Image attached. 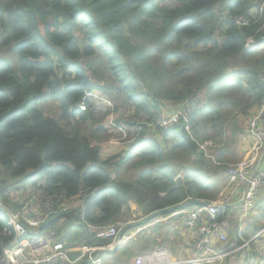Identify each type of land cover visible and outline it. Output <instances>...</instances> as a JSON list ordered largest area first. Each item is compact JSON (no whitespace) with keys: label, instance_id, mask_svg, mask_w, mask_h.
<instances>
[{"label":"trees","instance_id":"obj_1","mask_svg":"<svg viewBox=\"0 0 264 264\" xmlns=\"http://www.w3.org/2000/svg\"><path fill=\"white\" fill-rule=\"evenodd\" d=\"M248 38L264 45V0H0V246L12 238L3 234L8 213L23 205L11 202L10 190H32L27 198L54 205L80 198L73 212L39 229L80 247L108 243L84 223L126 221L130 200L144 217L214 200L235 171L214 172L200 145L221 141L235 107L244 103L243 114L262 94L264 46L246 50ZM86 90L109 97L112 109L99 114L93 100L72 109ZM48 99L58 117L39 108ZM190 104L189 132L182 119L166 130L149 126L174 105ZM112 139L122 140L124 155L102 156ZM256 201L244 241L264 227V195ZM227 211L219 210V223ZM122 230L126 237L133 231ZM148 231L119 244L117 264L129 263L142 242L154 247L157 227ZM260 236L250 241L258 260Z\"/></svg>","mask_w":264,"mask_h":264},{"label":"built area","instance_id":"obj_2","mask_svg":"<svg viewBox=\"0 0 264 264\" xmlns=\"http://www.w3.org/2000/svg\"><path fill=\"white\" fill-rule=\"evenodd\" d=\"M238 21L245 22L242 18ZM261 40L264 41V39ZM260 44L259 41L248 38L244 48L249 51H259ZM260 80L262 82L261 98L255 111L248 117L245 127V134L250 138V147L247 154L238 160L233 168L236 176L235 187L243 190L244 200L239 210L240 217L247 216L251 212L255 206L257 190L264 188V167H259L254 171L264 147V73ZM88 100H93L105 109H112L113 106L109 98L86 90L72 109L85 110ZM177 108L172 114H159L153 122L149 123V126L166 130L182 119L186 122L185 130L189 132L191 125L187 122V114L192 111V105H181ZM125 138L126 134L123 133L122 139ZM117 140L112 139L111 142H117ZM131 141L129 139L125 142ZM202 144L200 148L203 147ZM232 197V194H229L208 201V204L186 209L184 225L197 230V234L192 239L193 252L188 258L174 259L168 249L156 246L145 255L135 256L130 264H221L227 252L215 247L212 238L215 237L221 244L227 240V235L220 230L216 215L219 210L226 208L232 202ZM201 201L206 200L201 199ZM81 204L80 198L57 205L44 200L40 195L26 198L15 214L8 215L3 234L7 237L12 236V238L9 237L8 242L0 246V264H81L79 261L85 262L84 264H101V259L97 254L100 249L111 248L113 244L122 243L128 239L123 237L118 240L119 233L125 226L124 222L118 220L107 225H93L85 222L84 225L94 234L95 238L107 239L110 243L104 246L91 244L84 247L85 249L76 258L69 256L64 243L55 237L52 230L39 232V229L51 218L69 214ZM252 239L232 249V252L242 253L241 264H261L264 260V255L261 260L253 257L250 245Z\"/></svg>","mask_w":264,"mask_h":264},{"label":"crops","instance_id":"obj_3","mask_svg":"<svg viewBox=\"0 0 264 264\" xmlns=\"http://www.w3.org/2000/svg\"><path fill=\"white\" fill-rule=\"evenodd\" d=\"M263 46L264 45L261 43L259 51H262ZM206 94H207L206 89H203L202 95H199V99L203 98V103L205 106L208 105V103H210V101H208L207 99ZM243 106L244 103L242 105L236 106L235 111L230 113L228 120L226 122V127L222 135L221 141L216 142L213 140L212 141L207 140L205 141V143L202 144L203 147H201V149L205 152L210 167L216 173L227 174L229 172H233L235 162L237 160H240L248 152V149L250 147V138L245 134V127L248 117L255 111L257 103L256 105H252L246 108L244 113L241 114L240 109ZM177 107L179 106L174 105V109ZM260 158L261 160L259 167H264V155L261 154ZM182 171L183 168L180 169L179 173L177 174V177L180 176ZM112 175L114 176V174ZM220 187L221 189L215 199L228 196L229 194H232L233 196L232 202H237L238 200L242 199L243 190L238 187L237 188L235 187L234 175L231 178L223 181ZM263 195H264V188L258 189L256 192V200L262 198ZM203 200L208 201L207 199H203ZM241 205L242 203L234 205L232 207H227L228 211L224 217V220L219 223L220 230L227 235L228 242L221 244L220 242H218V240L215 237L212 238L213 240L212 243L215 245V247L217 246V248H220L221 250L227 252V255L225 256L221 264H241L242 253L238 251L232 252V249L242 243L240 241L243 238V233L245 232L244 230L245 223L246 224L250 223V221L256 214V209H255V211L253 212L251 211L247 216L240 217L239 210ZM128 208H129L128 211L129 216L126 219V221L123 222L125 223V226L131 227L133 229V231L130 232L131 235L129 238L134 239L136 237V234L142 230H146V232L148 233L149 232L148 229H151L153 224L158 223L160 221H164L165 223L163 226H161L158 223L162 228H161V234L158 237L156 236L157 238L154 247L156 245L164 244L166 246L165 248L170 251L174 259L188 258L192 254L193 252L192 239L194 235L197 234V230L196 228H188L184 225V219L186 216L185 213L187 211L186 209L188 208L176 209L174 211L168 212L166 215L159 214L154 218L153 222L151 221L150 223L137 225V226H133V223H136L144 219V216L142 214V207L139 206L134 200H130L128 202ZM123 214L126 215L127 212L123 211L122 215ZM137 217H139V219H137L136 221ZM118 220L119 219H116L115 221ZM168 220L171 222V224L169 223ZM58 223H61L62 225L65 224L66 233L73 232L74 226L72 223L66 222L62 218L59 220ZM65 232L62 231L61 235L65 236ZM258 235H262V236L255 239L254 241L255 247L257 248L259 245L261 248L259 252L264 255V227L254 236H258ZM62 242L64 243V241ZM109 243L110 241L106 244L103 243L96 245L104 246ZM143 243L144 242H142V244ZM142 244L140 243L139 246L142 247ZM151 244L152 242L150 243V245ZM64 245L67 253L72 258H76L80 254L78 253L79 250L84 248V247H79V244H77L76 242L64 243ZM120 245H124V243ZM120 245H118L117 248ZM117 248L111 252H102V253L97 252V254H99L101 258V264H112V262L113 264H117L115 258L121 257L119 252L116 253V251L118 250ZM134 258L135 256L132 257L131 261L128 264L132 263ZM79 263L84 264L85 262L79 261Z\"/></svg>","mask_w":264,"mask_h":264},{"label":"rangeland","instance_id":"obj_4","mask_svg":"<svg viewBox=\"0 0 264 264\" xmlns=\"http://www.w3.org/2000/svg\"><path fill=\"white\" fill-rule=\"evenodd\" d=\"M219 8V7H217ZM109 98V97H107ZM110 99V98H109ZM111 100V99H110ZM39 108L44 112L45 115H48V116H51V117H58V111H57V107H56V103L53 101V100H45V101H42L40 102L39 104ZM95 108H97L99 114H102L101 112H103L105 110V108L102 106V105H99V104H95ZM178 109V108H177ZM174 113V107L171 109V112L169 114H172ZM106 120H104L102 123H105ZM84 131L85 132H88L89 131V123H87L85 126H84ZM123 136V135H122ZM124 144L120 143V140H118L117 142H111V140H109L106 144H102V150L103 153H102V156L105 155L106 153L110 152V153H117L119 151H122V153L124 152L123 150V147ZM51 166H54V164H52ZM29 171V170H28ZM28 171L22 176V179L25 178L28 174ZM9 184V182L7 183ZM30 192V193H29ZM33 191L32 190H27V192L25 191H19V192H16V191H11L9 192V198L11 200V202H17V203H22V201H24L29 194H31ZM8 214H11V213H8ZM15 214V212L13 213ZM154 220V219H153ZM153 220H151L153 222ZM119 221H125V220H121L119 219ZM137 221V220H136ZM151 221H149L148 223H150ZM169 221V220H168ZM62 223V222H61ZM59 223V224H61ZM161 226L164 225V221H160L158 222ZM158 223H155L152 225L151 229L153 228H158V231H157V236H159L161 234V226L158 224ZM169 223L171 224V222L169 221ZM169 230V229H168ZM131 235V234H130ZM129 235V237H130ZM137 235V234H136ZM61 236V234L59 235V237ZM56 238L58 240H60L58 237H57V234H56ZM137 238V237H136ZM130 239V238H129ZM63 240V239H62ZM64 241V240H63ZM244 241V240H243ZM226 242H228V238L226 240ZM126 244V242L124 243V245ZM156 246H162V247H166L164 244H161V245H156ZM80 247V246H79ZM85 248L83 249H80L78 253L82 252ZM135 249V255L134 256H142V255H145L146 253L149 252V248H148V245H143L142 244V247H139L138 249L137 248H134ZM124 264H128V263H125V261L123 260ZM261 264H264V261L261 262Z\"/></svg>","mask_w":264,"mask_h":264},{"label":"water","instance_id":"obj_5","mask_svg":"<svg viewBox=\"0 0 264 264\" xmlns=\"http://www.w3.org/2000/svg\"><path fill=\"white\" fill-rule=\"evenodd\" d=\"M262 155H264V150H263V153ZM262 158V157H261ZM261 158L258 160V162L256 163V166L254 168V171L259 168L260 166V160ZM253 171V172H254ZM244 200V197L242 196V199L241 200H238L237 202H231L230 204H228L226 206L227 207H232L234 205H237V204H240L242 203ZM209 202L208 201H201V200H187L185 202H182L180 204H177L175 206H171V207H167V208H163V209H160V210H156L154 212H152L151 214L147 215L144 219L136 222V223H133V226H137V225H143V224H147L150 220H152L154 217H156L157 215L159 214H162V213H165V212H170V211H173V210H176V209H182V208H187V207H191V206H196V205H200V204H208ZM123 232L124 230H121L120 233H119V236H118V240L123 236ZM119 243H115L112 245L111 248H102L99 250L100 253L102 252H111L113 251L114 249L117 248Z\"/></svg>","mask_w":264,"mask_h":264},{"label":"clouds","instance_id":"obj_6","mask_svg":"<svg viewBox=\"0 0 264 264\" xmlns=\"http://www.w3.org/2000/svg\"><path fill=\"white\" fill-rule=\"evenodd\" d=\"M124 154H125V153H122V155H124ZM112 176H113V175H112ZM112 176H111V177H112ZM113 177H114V176H113ZM113 177H112V178H113ZM184 209H185V208H184ZM157 216H158V215H157ZM144 218H145V217H144ZM154 218H155V217H154ZM154 218H153V219H154ZM153 219H152V220H153ZM150 221H151V220H150ZM122 229H123V228H122ZM122 229H121V230H122ZM123 237L129 239V236L126 237V236L123 235L121 238H123ZM255 237H256V236H254V237H252V238L254 239ZM250 239H251V238H250ZM250 239H249V240H250ZM253 239H252V240H253ZM126 241H127V240H126ZM126 241H124V242H122V243H125ZM243 242H244V241H243ZM119 244H121V243H119ZM119 244H118V245H119ZM155 247H156V246H155ZM153 248H154V247H153ZM151 249H152V248H151ZM151 249H149V250H151ZM98 256H99V254H98ZM99 257H100V256H99ZM100 259H101V258H100Z\"/></svg>","mask_w":264,"mask_h":264}]
</instances>
